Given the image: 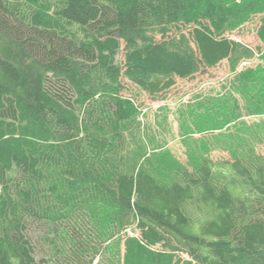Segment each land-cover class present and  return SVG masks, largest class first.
<instances>
[{"label":"trees","instance_id":"1","mask_svg":"<svg viewBox=\"0 0 264 264\" xmlns=\"http://www.w3.org/2000/svg\"><path fill=\"white\" fill-rule=\"evenodd\" d=\"M255 16L263 47L229 37ZM222 61L215 132L184 161L146 140L124 80L164 97ZM260 147L264 0H0V264H264Z\"/></svg>","mask_w":264,"mask_h":264},{"label":"rangeland","instance_id":"2","mask_svg":"<svg viewBox=\"0 0 264 264\" xmlns=\"http://www.w3.org/2000/svg\"><path fill=\"white\" fill-rule=\"evenodd\" d=\"M258 24L259 17L255 16L251 21L245 22L228 35L231 39L247 44L252 48L263 47L256 36ZM257 63V60H253L247 64L244 63L242 67H254ZM231 77L227 61H222L206 74L196 76L192 80H176V84L164 94V97H150L126 80H124L126 90L120 95L133 99L134 105L139 110L137 122L140 125L148 126V138L146 140L152 139L155 142L159 140L167 143V148L177 158L184 161L186 159L185 147L182 143L184 133L198 139L205 135L209 136L205 131L207 127L215 132L216 113L210 109L213 106L205 105L200 110L196 108L197 101L205 95H216L220 85L226 83ZM199 130L203 134H199ZM259 152L264 155V148L260 147ZM226 156L219 150L211 152V157L214 159ZM117 238H122L120 246L123 256L125 240L138 238V232L135 228H128L121 232Z\"/></svg>","mask_w":264,"mask_h":264}]
</instances>
